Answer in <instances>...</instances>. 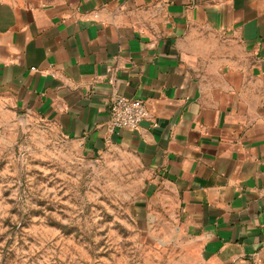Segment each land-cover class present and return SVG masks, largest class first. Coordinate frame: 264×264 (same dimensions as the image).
Masks as SVG:
<instances>
[{
    "label": "crops",
    "instance_id": "obj_1",
    "mask_svg": "<svg viewBox=\"0 0 264 264\" xmlns=\"http://www.w3.org/2000/svg\"><path fill=\"white\" fill-rule=\"evenodd\" d=\"M0 90L89 154L132 153L200 264H264V0H0ZM117 92L150 115L111 134Z\"/></svg>",
    "mask_w": 264,
    "mask_h": 264
},
{
    "label": "rangeland",
    "instance_id": "obj_2",
    "mask_svg": "<svg viewBox=\"0 0 264 264\" xmlns=\"http://www.w3.org/2000/svg\"><path fill=\"white\" fill-rule=\"evenodd\" d=\"M176 197L130 152L92 155L0 90V264H200Z\"/></svg>",
    "mask_w": 264,
    "mask_h": 264
},
{
    "label": "built area",
    "instance_id": "obj_3",
    "mask_svg": "<svg viewBox=\"0 0 264 264\" xmlns=\"http://www.w3.org/2000/svg\"><path fill=\"white\" fill-rule=\"evenodd\" d=\"M110 120L107 131L116 134L124 129H136L150 113L142 99H129L115 93L110 101Z\"/></svg>",
    "mask_w": 264,
    "mask_h": 264
}]
</instances>
